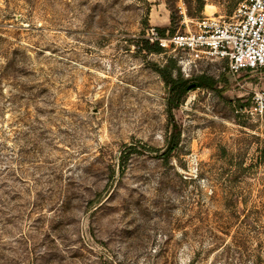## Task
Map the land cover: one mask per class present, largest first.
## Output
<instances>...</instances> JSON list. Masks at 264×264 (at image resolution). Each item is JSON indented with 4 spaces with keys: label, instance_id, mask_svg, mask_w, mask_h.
Listing matches in <instances>:
<instances>
[{
    "label": "rangeland",
    "instance_id": "obj_1",
    "mask_svg": "<svg viewBox=\"0 0 264 264\" xmlns=\"http://www.w3.org/2000/svg\"><path fill=\"white\" fill-rule=\"evenodd\" d=\"M241 1L0 0V264H264V69L144 48Z\"/></svg>",
    "mask_w": 264,
    "mask_h": 264
},
{
    "label": "built area",
    "instance_id": "obj_2",
    "mask_svg": "<svg viewBox=\"0 0 264 264\" xmlns=\"http://www.w3.org/2000/svg\"><path fill=\"white\" fill-rule=\"evenodd\" d=\"M185 26L167 35L151 27L147 38L183 65L223 60L233 73L264 69V0H243L230 17L205 16ZM253 103L264 111V89L254 90Z\"/></svg>",
    "mask_w": 264,
    "mask_h": 264
},
{
    "label": "trees",
    "instance_id": "obj_3",
    "mask_svg": "<svg viewBox=\"0 0 264 264\" xmlns=\"http://www.w3.org/2000/svg\"><path fill=\"white\" fill-rule=\"evenodd\" d=\"M162 35H164V29H158ZM174 32V31H173ZM144 48L148 51L154 52H162L164 49L158 43H151L149 39L144 40ZM158 73L166 81L167 85L169 86V94L170 97L168 98V113L170 116V122L172 124V133L170 138L168 139V144L166 148L161 152V156L168 160L169 157L172 155L173 151L176 149L180 133L178 130V125L174 119L173 109L178 106L180 100L188 93L190 90L195 89L197 87H209V88H216L217 87V80L213 77L207 76H200L197 82H191L188 79H185L181 76L174 77L170 71H168L167 67L164 69H157ZM133 150V148H131Z\"/></svg>",
    "mask_w": 264,
    "mask_h": 264
}]
</instances>
